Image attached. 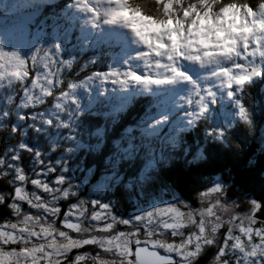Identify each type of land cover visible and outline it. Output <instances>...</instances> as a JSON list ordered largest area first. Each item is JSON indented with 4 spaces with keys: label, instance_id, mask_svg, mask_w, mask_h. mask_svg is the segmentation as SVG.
I'll list each match as a JSON object with an SVG mask.
<instances>
[{
    "label": "trees",
    "instance_id": "1",
    "mask_svg": "<svg viewBox=\"0 0 264 264\" xmlns=\"http://www.w3.org/2000/svg\"><path fill=\"white\" fill-rule=\"evenodd\" d=\"M73 2L57 0L45 6L44 9L53 16L46 18L43 13L38 18V21L46 18V24L40 29V40L37 41L36 37L28 43L29 52H16L26 60L29 76L23 81L29 86L39 71L31 60V50L40 58L45 50L52 54L54 62L44 71L52 72L54 75L49 79L56 78L60 83L55 80L52 95L44 96L41 103L30 105L25 114L9 112L0 116V160L5 161V167L0 165V190L13 189V185L7 182L13 178V174L7 170V157H13V149L25 158L22 162L24 172L29 174L33 152L20 145L33 142L39 146L42 143L44 153L56 158L65 154L69 145L61 140L62 147L52 151L49 140L61 131L59 136H69L73 132L77 135L75 138L79 142H72L73 147L83 149L78 153L71 151L75 154L73 162L81 167L86 177L91 178L92 183H97L104 173H117L121 186L115 189L113 196L122 209L128 210L129 202H134L135 198L162 191H174L198 206L199 194L208 186V182L217 177L234 185L231 195L235 198L260 194L264 187V71L258 72L257 76H245L242 89L231 88L229 91L234 93L232 96L228 91L223 90L220 94L217 91L215 99L207 102L200 112L201 117L194 123L192 119L187 122L183 112L170 120H167L165 110H161L157 117H150L148 114L155 103L151 98L153 94L133 92V95H127L120 92L126 79L143 75L141 71H131L132 75H128L126 62H121L124 61L121 58L122 49L117 47L118 52H112L115 36L119 39V34L111 32L110 37L99 39L98 33L85 21L87 30L84 31L77 25V18L65 9L67 4ZM22 44L27 46L25 42ZM106 46L107 51L103 52ZM66 61H71V64L62 63ZM21 82L14 81L13 88L0 89L4 95L0 97L3 107L11 100V94L20 98ZM175 86L174 90H166L169 92L167 95H179V91H185L184 88L188 87L185 82ZM189 90L193 92L192 87ZM61 92L69 94V97L62 98ZM187 93L188 90L182 97ZM238 101L246 108L247 118L240 115L241 105ZM58 103L62 107H57ZM35 112L46 113L45 116L53 120L49 124L39 122L43 132L31 125L33 119L29 115ZM187 114L191 115V112ZM219 130H223V134ZM86 143L90 147L92 145L90 150L85 149ZM10 164L13 165L11 160ZM146 166H150L147 172L144 171ZM2 209H6V206ZM257 230H253L252 236L257 235ZM253 239L257 242V248H264V237L260 241L256 237ZM90 247L87 246L88 249ZM98 247L95 245L96 250H99ZM206 248L205 255L200 256L197 264H217L213 259L218 247ZM92 252L95 253V250ZM236 258L233 257V263ZM169 264H178V260Z\"/></svg>",
    "mask_w": 264,
    "mask_h": 264
},
{
    "label": "rangeland",
    "instance_id": "2",
    "mask_svg": "<svg viewBox=\"0 0 264 264\" xmlns=\"http://www.w3.org/2000/svg\"><path fill=\"white\" fill-rule=\"evenodd\" d=\"M35 1L36 0H14L12 2L11 0H1L0 8L4 9V7L7 6H10V8L13 7V12L17 15L18 11H15V3L18 4L17 2H19L29 7L33 5ZM39 1L44 3L49 0ZM94 1L96 2V0ZM72 8L84 11L85 13L89 12L87 8L82 6V0H78ZM33 16H35L34 12L27 11L26 14H23L21 18H17L14 22H11V20H13L11 17L5 18L7 19L5 22H8V26H4L2 29L4 30L3 33H6L7 36L0 38V49L12 53L17 47L22 49L24 47L22 43L25 40L32 41L37 37V41H39L41 37L39 36L40 29H38V22L36 19L34 20ZM77 19L84 24L83 20L80 18ZM102 25L103 27L98 32L99 39H104L106 36L110 37L111 32L116 31L120 37L125 35V44L128 46L130 45L131 35H129V30L127 31L126 28L120 25L107 23H103ZM35 26H37L36 29L34 28ZM26 31L27 33H25ZM2 35L3 34L0 36ZM133 41L134 37L132 38V44ZM134 43L139 50V55L131 54L129 49L125 48L121 57L124 61L121 62H126L127 66L128 63L134 66L142 62L140 68L142 75H155L149 71V66L145 63L141 55L144 51L143 46L135 41ZM34 52V50L31 52V57ZM256 58L259 57H253L251 55L246 58L240 57L236 59L235 64L228 65V67H231L233 72H236L240 70L239 66L243 65L247 68L248 72H251L255 63H261L258 59L256 61ZM127 59L131 61H126ZM239 61L240 63H238ZM249 61H252L253 65H250L248 63ZM183 62L184 60L179 62L180 68ZM185 62L199 65L198 71H194L197 73L195 74L196 79L190 77V72H192L191 69H189L188 75L190 79H174L161 84L144 83L142 81H136L134 77H130L126 79V83L120 87V92L133 95V92L138 94L140 90H142L141 93L144 94L151 92L158 94L166 89L169 84L188 80L195 84V91L198 90V93L199 88L201 89L202 87L208 88L209 91L213 89L210 93L211 97L216 96L217 90L218 94L222 93V89L224 88L225 91H230L229 88H226L228 84L214 75L213 69L210 66L202 65L199 62L188 61L186 59ZM262 67H264V63ZM11 70L12 69H8V71ZM185 72L188 73L187 70ZM127 74L129 75L131 72ZM243 75L244 77L247 76L246 74ZM50 79L55 83L56 78ZM238 79H240L242 88L245 84V78L241 79L238 77ZM56 81L60 83L59 80ZM21 84L22 87H19V89L22 90V95L18 99L16 95L11 94L9 97L11 100H9V103H7L5 107L0 104V116L9 112H16V114L19 115H21V113L25 114V111L28 110L30 105L42 102L35 101L24 103L26 98L23 96V89L27 83L22 81ZM129 84H133V86H129ZM3 85L4 88H9L7 87V78L3 80ZM27 85L29 86V84ZM11 88H13V86H11ZM34 92L38 97L41 95L38 87L34 89ZM154 96L156 100L158 96ZM0 97H4L2 92H0ZM154 109H156V113L159 112L158 105H156V108L154 106L153 110ZM45 114L46 113L35 112L29 115L31 120H35V122L32 120L31 125L37 129V131H44L39 123L40 121H44L46 124H49V121L53 123V120L47 118ZM60 134H62V132L58 131L53 137L49 135V137H51L49 140L51 143H48L51 144L53 152L62 147L61 140L66 144L68 143L69 145L66 147L65 154H61L56 158H50L48 156L50 153H44L42 143L39 146L33 144V142L26 143L27 150L32 151V155L34 156L30 163L32 170L29 174H26L29 177L28 182L16 185L21 187L18 188L13 202V189L9 191L0 190V206H6L4 210L0 207V264H5V256L10 255L12 252L24 254L18 257V259L22 261V264H122L120 255L128 251L130 240L128 236L113 238L108 235L111 229L104 224L105 222H111L110 216H116L117 221L124 219L130 222L128 226L117 224L115 231H139L141 233L139 237H131L133 244H135L134 242L136 239L141 240L139 244H147L144 242V240H146L151 244L149 245L151 247L162 248L161 250L164 252L173 253L181 257L182 259L178 260V264H191V261L195 259L197 255H199V258L200 256H204L207 249L204 247L206 244L219 247L220 241H222L226 230H228V234L224 239V246L227 249L228 255L227 258L219 262V264H228L230 260L232 261L233 257H235L234 254L236 250H248V246L253 241V230H255L256 227L249 222L246 216L238 217L233 215L232 213L234 210L231 208V205H236V211L238 213L248 214L251 212L255 215L257 213L256 208L258 201V198L255 196L247 195L243 198H237L236 196L235 198L231 195L234 185L231 182L225 181L222 177H217L208 182V186L199 194L200 203L198 206H194L191 201L174 191L169 193L162 191L155 195L135 198L134 202H129L130 206L128 210L122 209L117 205V199L113 196L115 189L119 188L120 185V178H118L117 173H104L105 175L103 174L97 183H92L91 178L89 179V177H86L87 175L82 173L81 167H78L75 165L77 163L73 162L75 158L74 153H78L83 149L82 147H73L74 144L72 142H79V140L75 138L77 135L74 132L73 134L70 133L69 136L67 134L59 136ZM69 140L73 141L69 142ZM86 146H84L86 150L91 149L90 144L86 143ZM36 149H38V151ZM10 150L12 151V149ZM71 151H74V153ZM143 153L145 155L146 150ZM14 157L19 158L15 159ZM7 159V163H9L7 170L13 174V178H9L7 182L13 185L15 172L13 168L9 167V165H11L10 160L13 165L21 167L24 170L22 162L25 158L21 157L16 150L13 149V157L10 159L7 157ZM149 170L150 166L144 168L145 172ZM41 173L43 175H41ZM32 178L41 179L45 183H48L50 187L64 189L65 192H70V195L65 197L64 193L58 191V193H56L58 200L54 202L50 188H46L44 185H40V188H34L30 183ZM61 178H63L64 183H56V181ZM131 180H134V178ZM217 184L223 186L222 191L220 189H211ZM32 192H36L37 195H34ZM11 202L12 204L9 205ZM91 202H100L101 208L105 205H109L107 213H99L101 212V208ZM70 205H73V207L70 208ZM184 205H188L189 207H185ZM176 207L179 208V210H177ZM93 209L98 213L91 216ZM153 211H155L156 216L148 220L146 213H151ZM143 215L145 216V221L137 222L136 217ZM169 216L170 219H168L166 225L162 224L160 227H156L159 217L167 218ZM97 217H103V219L99 222L92 223L91 221ZM147 224H151L153 227L151 235H145V232H147ZM193 225H195V229H198V231L193 229ZM169 228L174 229L172 235L178 237L173 238L170 230H167ZM1 229L15 230L18 232V236L14 240H8V233H3ZM220 229V235L218 236L217 232ZM189 230L192 234L185 239L179 240V237L183 236L184 231L188 232ZM255 232L257 234L256 236L261 235V237H264V230L258 229ZM111 234H115V232L113 231ZM95 245L103 247L105 252L99 253V250L95 249ZM87 246L92 247L88 249ZM259 248L261 249L262 247L257 248L256 246V248L252 249L251 255H257L258 257L264 255V248H262L263 250ZM202 249L203 253L200 255ZM76 250L78 251L76 252ZM93 250H95V253L92 252ZM97 256L102 257V259H98ZM214 256H217L216 253ZM256 264H260V260H257Z\"/></svg>",
    "mask_w": 264,
    "mask_h": 264
},
{
    "label": "clouds",
    "instance_id": "3",
    "mask_svg": "<svg viewBox=\"0 0 264 264\" xmlns=\"http://www.w3.org/2000/svg\"><path fill=\"white\" fill-rule=\"evenodd\" d=\"M82 6L95 20L126 28L143 46L141 55L155 75L136 81L190 79L179 66L186 59L210 66L231 85L243 74L257 75L264 63V0H82ZM249 55L261 58L248 62L251 72L243 65L236 72L228 67ZM23 255L12 252L5 264H22Z\"/></svg>",
    "mask_w": 264,
    "mask_h": 264
},
{
    "label": "snow or ice",
    "instance_id": "4",
    "mask_svg": "<svg viewBox=\"0 0 264 264\" xmlns=\"http://www.w3.org/2000/svg\"><path fill=\"white\" fill-rule=\"evenodd\" d=\"M40 51L38 50L37 53H39ZM31 60L33 62V65L36 66L39 71L37 72V77L35 80H32L31 83V87H29L27 84L25 85L24 89H23V96L26 98L24 103H28V102H35V101H43L44 96H51L52 95V87H53V81L51 79H49L50 76H53L54 74L52 72H47L44 71L45 69H48L51 67L52 63L54 62L52 60V54H50L47 50L44 51V56L42 58L38 57L36 54H34L31 57ZM62 63H67V64H71V61H66V62H62ZM12 65H15V67H13ZM8 69H12L11 71H8ZM29 76V72L26 68V60L25 58H22L18 53L12 52H5L3 49H0V89L4 88L3 85V80L5 78L8 79V85L7 87L11 88L12 84L14 81H23L25 80L27 77ZM141 77H136L137 80H139ZM39 88V92L41 93V95L38 97L35 92L34 89ZM73 87H75V85H73ZM229 95L232 96L234 95L233 92H229ZM61 97L62 98H68L69 94L61 92ZM238 103L241 105V107L239 108V112L240 115L244 118H246V108L243 106L242 102ZM57 107H62V104L58 103ZM51 121H49L50 123ZM15 130V129H14ZM221 134H223V130H219ZM22 148H26V145H21ZM15 159H18L19 157H14ZM5 161L4 160H0V165H4ZM10 168L14 169L15 175H14V182L13 184V190H12V202H13V198H15L16 196V192L18 190L19 187L21 186H16L17 184L20 183H27L29 180V177L26 175V173L24 172V170L21 167L15 166V165H9ZM8 173H4V175H7ZM41 175H43L41 173ZM31 185L34 188H40V185H44L46 188H50L51 194H52V198L54 200V202H57L58 197L56 195V193L61 192L64 193V196L67 197L70 195V192H65L64 189H57V188H53L50 187L48 183H45L44 181H42L41 179L38 178H32L30 180ZM56 183L58 184H63V178H61L60 180H57ZM211 189H220L221 191L223 190V186L222 185H215L213 188ZM209 191V190H208ZM207 191V192H208ZM34 195H37L36 192H32ZM47 193V192H45ZM203 198V197H201ZM12 202L9 204L11 205ZM21 202H26V201H21ZM81 203V202H80ZM92 204L97 205L98 207L101 208V203L100 202H91ZM255 203V202H254ZM75 204V203H74ZM185 207H189L188 205H184ZM73 205H70V208H72ZM231 208L234 210L233 211V215L236 216H246L249 219V222L252 223L256 228L264 230V221L258 220L257 217L253 214V213H248V214H241L238 213L236 211V205H231ZM109 209V205H105L103 208H101V212L99 213H107ZM177 210H179V208L176 207ZM11 210V208H10ZM61 211V209H60ZM98 212L95 211V209H93L91 216L97 214ZM148 220H151L153 217L156 216L155 211L151 212V213H146ZM71 218V217H68ZM103 219L100 217H97L96 219H93L91 222L95 223V222H99ZM168 219H170V216L167 218L164 217H159L157 219V223H156V227H160L162 224L166 225L168 223ZM110 220L111 222H105L104 225H107L108 228L111 229V231L108 233L109 236H112L113 238H123L124 236H128L129 237V244H128V251L124 252L120 255V259L122 264H134L133 259L129 258V252L130 250L134 253V255H139L140 260H139V264H153L154 259L157 256V252L155 251H149L147 248L141 247L140 251L137 253L135 252V247L133 248V240L131 239V237L135 236V237H139L141 235V233L139 231H135V232H126L123 230L120 231H115V227L117 224H122L125 226L130 225V222L128 220H124V219H120L119 221H117L116 216H110ZM136 221L137 222H143L145 221V216H138L136 217ZM261 225V226H256V225ZM147 228V232H145V235H151L152 231H153V227L151 224H147L146 225ZM193 229H195V225H193ZM170 230L171 236L173 238L178 237L175 235H172V232L174 231V229H167ZM196 231H198V229H195ZM115 232V234H111V232ZM220 231L221 229L217 232V235H220ZM191 231L189 230L188 232L183 233L182 237H179V240L181 239H185L187 237H189L191 235ZM228 234V230H226V233L223 236L222 241H220V246L217 248V256L214 257L213 261L217 262V264H219V262L223 261L224 259L227 258V249L224 246V239L226 238ZM256 237L258 238V241H260L261 237L260 236H253V238ZM141 242L140 239H136L135 240V245L139 244ZM144 242H146L148 245L149 244L146 240H144ZM214 243V242H213ZM210 245H204V247H208ZM257 246V242H254V239L252 241V243L248 246V250L247 251H243V250H236L234 256H236L237 258L234 261V264H256L257 260H260V264H264V255L262 256H257V255H251V251L252 249L256 248ZM99 249V253H103L105 252V249L103 247H98ZM162 249V248H161ZM115 251V250H113ZM203 253V249L200 252V255H202ZM165 254V253H164ZM96 255V254H94ZM126 257V259H125ZM98 259H102V257L97 256ZM177 260H181V257H177ZM199 259V255H197L195 257V259H193L191 261V264H197V261ZM228 264H233V261H229Z\"/></svg>",
    "mask_w": 264,
    "mask_h": 264
},
{
    "label": "water",
    "instance_id": "5",
    "mask_svg": "<svg viewBox=\"0 0 264 264\" xmlns=\"http://www.w3.org/2000/svg\"><path fill=\"white\" fill-rule=\"evenodd\" d=\"M258 198L257 201V218L264 220V187L262 188L260 194L255 196ZM3 232H6L5 230H2ZM16 238V232L12 231L10 232L8 239L13 240ZM135 247V252H139L141 247L147 248L149 251H155L157 252V256L153 261V264H168V263H174L177 261V258L173 254H169L167 252L162 251L159 248H154L149 246L148 244H133V248ZM131 253V259H133V262L136 264H139L140 257L139 255H134V253L130 250ZM165 253V254H164Z\"/></svg>",
    "mask_w": 264,
    "mask_h": 264
},
{
    "label": "bare ground",
    "instance_id": "6",
    "mask_svg": "<svg viewBox=\"0 0 264 264\" xmlns=\"http://www.w3.org/2000/svg\"><path fill=\"white\" fill-rule=\"evenodd\" d=\"M108 36H106V38H107ZM125 65V64H124ZM226 88H229L230 89V91H231V88H232V86H230V85H227L226 86Z\"/></svg>",
    "mask_w": 264,
    "mask_h": 264
}]
</instances>
